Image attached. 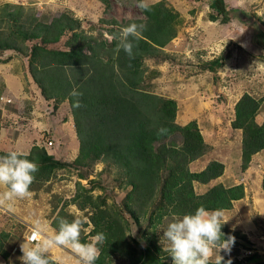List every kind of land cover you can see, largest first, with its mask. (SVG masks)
Wrapping results in <instances>:
<instances>
[{
    "label": "trees",
    "instance_id": "trees-1",
    "mask_svg": "<svg viewBox=\"0 0 264 264\" xmlns=\"http://www.w3.org/2000/svg\"><path fill=\"white\" fill-rule=\"evenodd\" d=\"M99 1L108 7V0ZM151 5V11L142 10L143 19H114L104 26L103 33L96 32V25L84 28L82 20L70 10L47 16L37 15L21 3L0 4V53L13 50L25 56L28 72L43 97L53 100L54 109L62 102L68 107L78 139L77 154L71 161L48 153L44 147L32 146L28 158L39 165V171L30 190L48 182L57 169L88 166L95 161L119 167L124 185L129 187L119 207L101 205L87 195L90 234L106 235L95 264H112L116 259L125 264H172L171 256L163 251L155 234L143 232V243L129 240V219L137 224L146 220L148 226L159 228L167 218L171 219L172 213L182 215L200 205L210 210L228 209L244 195L241 183H215L204 192H195L194 183L208 184L220 176L223 163L212 160L203 169L191 171L188 163L207 149L196 122L178 124L175 100L142 87L144 61L161 57L162 48L177 34L178 19L172 9L162 2ZM208 6L216 13L212 19L218 15L223 21L236 17L237 8L227 7L224 0H209ZM131 22L145 28L134 48V59L130 60L116 47L119 30ZM253 27L252 41L264 49V11ZM221 65L219 56L202 68L215 73ZM73 88L82 93L79 108L72 106ZM259 109L260 100L248 93L241 95L234 105L232 127L241 131L243 166L249 164L253 154L264 149V120L258 123L255 119ZM160 128H166L167 133L158 134ZM6 153L0 151V155ZM261 187L264 193V178ZM72 200L76 202L77 195ZM77 206L84 205L77 202ZM62 216L58 212L52 219L55 228L57 218ZM8 236V231H1L0 264H11L7 258L11 247L5 246ZM48 259L49 264H56L49 256ZM229 261L264 264V254L223 258L221 264Z\"/></svg>",
    "mask_w": 264,
    "mask_h": 264
},
{
    "label": "rangeland",
    "instance_id": "rangeland-1",
    "mask_svg": "<svg viewBox=\"0 0 264 264\" xmlns=\"http://www.w3.org/2000/svg\"><path fill=\"white\" fill-rule=\"evenodd\" d=\"M3 2L21 3L31 7L37 15L50 16L58 10H70L82 20L84 28L96 25V32L103 33L106 32L104 26L114 19L122 22L144 18L137 7L139 0H108V7L99 0H0V4ZM156 2L164 3L176 14L177 34L162 48L161 57L144 61L142 87L175 100L178 124L196 122L207 149L188 163L191 171L203 169L212 160L223 163L220 176L208 184L194 183L196 193L204 192L208 185L215 183L225 186L241 183L244 187L243 197L234 200L230 208L221 210L223 219L227 220L221 228L223 237L235 238L232 245L236 248L231 250L239 254L223 258H244L249 255L248 250L250 254H264V193L261 187L264 149L253 154L249 164L243 166L241 131L232 127L234 105L244 93L260 100L255 119L258 123L264 120V49L252 41L253 23L263 14L264 0H224L227 7L237 8L236 17L228 21H223L220 15L212 19L216 13L208 6L209 0H150L151 4ZM0 56V60L25 57L13 50H4ZM219 56L222 65L215 73L202 68L204 63ZM61 110L64 115H70L68 107ZM69 152L68 160L71 161L77 152ZM128 190L122 170L110 162L95 161L88 166L57 169L48 182L30 190L29 197L0 205V230L9 232L5 246L9 244L14 251L10 261L7 256L8 262L23 264L21 242L37 225L43 229L40 239L51 235L50 227L56 229L52 219L58 212L69 220L84 219L85 231L81 238L89 240L94 235L90 234L87 195L101 205L119 207ZM3 191L0 187V193ZM75 195L76 202L72 200ZM77 202L84 205L83 208H79ZM169 221L167 218L162 226L153 228L146 220L137 224L129 219V240L143 243L142 233H153L164 247L167 241L163 239V229ZM48 256L56 264H79V258L64 247H52ZM112 264L125 263L116 259Z\"/></svg>",
    "mask_w": 264,
    "mask_h": 264
},
{
    "label": "clouds",
    "instance_id": "clouds-1",
    "mask_svg": "<svg viewBox=\"0 0 264 264\" xmlns=\"http://www.w3.org/2000/svg\"><path fill=\"white\" fill-rule=\"evenodd\" d=\"M137 7L148 12L151 11L152 5L150 0H139ZM144 28L143 24L136 22L121 27L116 51L123 50L130 60L134 59V48L142 38ZM70 96L73 98L74 108L82 106L81 92L73 88ZM0 103L8 102L0 100ZM167 131L166 128H160L158 134L163 135ZM28 156L29 153L16 150L0 155V186L6 189L0 193V205L25 199L31 195L30 186L36 178L35 173L39 171V165ZM226 221L221 210H210L203 205L182 215L172 213L170 221L163 229V239L167 241L163 251L171 256L172 264H221L223 257L219 253L221 250L230 252L235 240L231 236L227 239L223 238L221 228ZM56 223L57 228L51 235L42 239L33 235L21 243L20 259L23 264H49V251L54 246L71 250L79 258V264H95L100 257L101 246L106 240L105 233L97 232L89 240L82 241L81 234L85 231L86 223L84 219L75 217L69 220L58 217ZM41 231L43 229L39 225L33 229L34 233ZM228 264L231 262L229 261Z\"/></svg>",
    "mask_w": 264,
    "mask_h": 264
},
{
    "label": "crops",
    "instance_id": "crops-1",
    "mask_svg": "<svg viewBox=\"0 0 264 264\" xmlns=\"http://www.w3.org/2000/svg\"><path fill=\"white\" fill-rule=\"evenodd\" d=\"M3 59L5 60H0V96L11 98V102L0 103V149L5 152L16 150L29 153L32 146H39L44 147L48 153L69 161V151L77 152L78 139L71 114L64 115L61 110L65 108L64 103L54 109L53 100L43 97L28 72L25 57ZM47 139H52L51 146H45ZM0 187L6 190L3 186ZM53 230L50 227L49 233L52 234ZM1 231L4 230H0V233ZM231 248L236 247L232 245ZM13 252L12 248L9 261ZM219 254L228 258L239 255L232 250H221Z\"/></svg>",
    "mask_w": 264,
    "mask_h": 264
},
{
    "label": "built area",
    "instance_id": "built-area-1",
    "mask_svg": "<svg viewBox=\"0 0 264 264\" xmlns=\"http://www.w3.org/2000/svg\"><path fill=\"white\" fill-rule=\"evenodd\" d=\"M0 100L2 101V102H10L11 101V99L10 98H3V97H0ZM53 144V141H52V139H47L46 141H45V146H51ZM33 229L34 228H32V229H30V231L28 232V234L26 235V237H25V239L26 238H30V237H32L33 235H37V237L39 238V236H40V233H34L33 232ZM250 252L251 251H246V253H248V254H250Z\"/></svg>",
    "mask_w": 264,
    "mask_h": 264
}]
</instances>
